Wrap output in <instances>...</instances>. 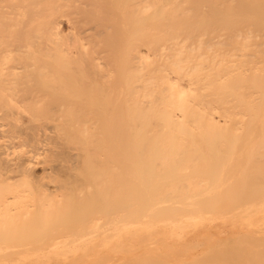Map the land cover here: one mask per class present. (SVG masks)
<instances>
[{
  "label": "bare ground",
  "instance_id": "1",
  "mask_svg": "<svg viewBox=\"0 0 264 264\" xmlns=\"http://www.w3.org/2000/svg\"><path fill=\"white\" fill-rule=\"evenodd\" d=\"M248 130L264 134V0H0V264H123L113 260L117 249L125 264H244L245 247L187 242L242 235L263 247L264 178L257 174L264 173V135L252 150L258 163L251 151L254 163L247 159L244 167L251 181L252 170L262 166L253 176L261 180L253 186L240 174L244 184L241 179L236 186L246 185L245 199L241 205L243 196L231 192L240 201L227 203L246 208L258 198L252 215L230 224L201 221L183 235L169 231L164 218L192 215L191 206L207 209L221 200V194L219 200L186 198L211 188L227 152L241 149L244 143L235 146ZM190 151L208 157L190 154L195 165L187 160ZM254 182L263 192L256 199ZM179 185L187 187V197ZM248 187H255L253 194ZM225 201L216 212L231 210ZM131 210L142 217L133 212L131 218ZM37 240L44 241L40 251L48 248L44 243L61 249H17ZM259 258L250 264H263Z\"/></svg>",
  "mask_w": 264,
  "mask_h": 264
},
{
  "label": "rangeland",
  "instance_id": "2",
  "mask_svg": "<svg viewBox=\"0 0 264 264\" xmlns=\"http://www.w3.org/2000/svg\"><path fill=\"white\" fill-rule=\"evenodd\" d=\"M255 123H262V122H255ZM245 132H246V131H245ZM248 133H249V134H248ZM244 134H245V133H244ZM244 134H243V132H242V134H241V135L239 136V138H238V139H240L241 136L243 135V136H244V139H243V137H242V140H244V141L242 142V140L240 139L241 141L238 140L239 144H240V142H241V144H240L239 146H238L237 143H235V144L233 145V146H235V145L237 144V145L235 146V147H236L235 150H238L239 147L242 145V143H244V144L240 147L241 149H239L237 152L234 150V151H235V154H229V152H227V153H228L227 155H230V156H229V159H228V160H227V159H226V160L224 159V160H225V164L220 165V166H221V168H220L221 170H219V168H218L219 171H218V170H217V171L219 172L220 175H218V178H217L216 182H215V181H214V182L212 181V182H213L212 185H215V186L213 187V189H211V188H212V185H209V186L211 187L210 189H211L212 192H211L210 194L206 195V193H208L207 191H210V189H208V190L206 189L207 185H205L206 187L204 186L206 190L201 189L202 185H204L205 183L203 184V183H202L203 181H202V180H199V178H198V180H199L200 182L197 181V180H196L197 182H196V181H194V182L192 181L193 184H195V182H196V185H197V183L199 182L200 184H198V185H200V186H199L200 189H199L198 187H197L196 189L204 190V191H206V192H205V194H203V196H202V193L198 195L196 192H194V194L196 193L197 195H193V192H192L193 190L190 191V187H192V185H191V186L189 185V186H190V187H189V191L192 192V193H191L192 195H190V193H189L190 197H189V198H186L187 200H190L191 202H193V200H195L196 198H197V200H198L199 198H202V197H205V196L208 197V196H210V195L214 196V198L216 199V198L218 197V195L221 194V197H222L223 199L227 200V201L222 200V198L220 197V195H219L220 198H219V197H218V198L221 199V200H219V199L217 198V200H219L220 202H219V201H217V202H213V203H212V204H214L213 206H212V204L210 205L208 201H206V203L208 202L207 205H210L211 208H212V210H214V208H215L214 206H217V207H218V206H221V205H220V204H221V201H225V202H224V203H225L224 205H226L227 203L230 205V203H229L228 201H230V202L234 201V202H236V203L239 202L240 200H237V198H238V196L241 195V196H243V197H242V198L239 197V198L242 199V200H241L242 202H240V204L242 205V203H243V199H245V198H244V194H245L244 191H245V190H243V189H244L243 187H246V185H241V186L237 187V186H236V181H238L237 184L240 185V183H241L240 181H241V179H242V177H241L240 174L243 173L242 176H243V175H246V176L248 175V174H244V173H245V172H244V167L248 164L247 162H248L249 160L252 161V160L255 159V158H252V156L255 157L254 154L257 153V152H255L256 149H255V151H254L255 153H253L252 150H254L255 147L257 148V146H255V144H256V143L258 144L259 141H260V140L258 141V139H260L258 136H262V135H264V134L261 135V132H259V133H257V132H250L249 130H248V132H247V134H248L247 137H248V138L245 137ZM247 134H246V135H247ZM256 134H257V137H255ZM227 136H228V135H227ZM227 136H226V137H227ZM234 136H235V135H234ZM224 137H225V136H224ZM226 137H225V138H226ZM228 137H229V136H228ZM236 137H237V136H236ZM263 137H264V136H263ZM263 137L261 138V140L264 139ZM218 138H221V137H218ZM229 138L231 139V137H229ZM234 138H235V137H234ZM234 138H233V139H234ZM245 138H247V139H245ZM253 138H254V139H253ZM257 138H258V139H257ZM212 139H213V138H212ZM214 139H217V138L215 137ZM222 139H223V137H222ZM222 139H221V140H222ZM233 139H232V140H233ZM236 139H237V138H236ZM200 140H201V138H200ZM255 140L257 141L256 143L254 142ZM226 141H227V139H226ZM252 141H253L254 143H253ZM224 142H225V141H224ZM199 143H200V142H199ZM222 143H223V142H222ZM227 143H228V145H229V142H227ZM260 143H261V142H260ZM201 144H202V143H201ZM208 144L211 145V146H210V150H211V149H214L213 145H214L215 143H214L213 145H212V143H208ZM218 144H219V143H218ZM253 144H254V145H253ZM257 144H256V145H257ZM261 144H262V143H261ZM261 144H259V145H261ZM188 145H189V144H188ZM196 145H197V143H196ZM196 145H195V146H196ZM221 145H222V144L220 143V146H221ZM224 145H226V144L224 143ZM231 145H232V144H231ZM252 145H253V146H252ZM185 146H186V145H185ZM195 146H194V147H195ZM201 146H204V144L201 145ZM214 146H215V145H214ZM233 146H231L230 148H232ZM254 146H255V147H254ZM17 147H18V146H17ZM17 147H16V149H15V150H16L15 153L18 154V152H20V150H22V147H21V146H19L18 148H17ZM194 147H193V148H194ZM208 147H209V146H208L207 143H206V148H208ZM212 147H213V148H212ZM215 147H216V146H215ZM217 147H218V146H217ZM253 147H254V148H253ZM260 147H261V146H260ZM182 148H183V147H182ZM185 148H187V149H185V150H190L191 147L188 146V147H185ZM196 148H197V147H196ZM199 148H201V147H199ZM202 148H203V147H202ZM225 148H226V146H224V147L222 148V150L225 149ZM227 148H228V147H227ZM227 148H226V149H227ZM237 148H238V149H237ZM183 149H184V148H183ZM208 149H209V148H208ZM208 149H206L205 152H206ZM220 149H221V147H220ZM250 149H251V150H250ZM191 150H193V149L191 148ZM194 150H195V149H194ZM202 150H203V149H202ZM202 150H201V151H202ZM210 150H209V151H210ZM228 150H229V149H227V151H228ZM197 151H198V150H195V151H192V152H193V153H194V152L196 153ZM215 151H216V154L213 153V154H215L214 156L218 155V154H217V150L214 149V152H215ZM231 151H232V150H231ZM231 151H230V152H231ZM251 151H252V153H253V155L251 154V158H252V160L248 158V157H250V154H249V153H251ZM257 151H258V149H257ZM260 151L264 152L263 150H260ZM192 152L190 151L189 154H188V153H187V154H188V155H190V154L193 155ZM202 152H204V151H202ZM212 152H213V150H212ZM212 152H210V153H212ZM262 152H261V154H262ZM195 153H194V154H195ZM207 153H208V152H207ZM207 153H205V154H206L205 156H204V155H201V154H203V153H201V152H200L199 154H200L202 157H203V156L206 157V156H207ZM210 153H209V155H210ZM218 153H219V152H218ZM221 153H223V152H220L219 154H221ZM224 153H225V152H224ZM258 153H259V152H258ZM196 154H197V153H196ZM225 154H226V153H225ZM248 154H249V155H248ZM261 154L259 153L260 156H261ZM191 155H190V156H191ZM200 155H199V156L197 155V156L199 157L197 160L200 159ZM227 155H226V156H227ZM247 155H248V156H247ZM259 155H258V156H259ZM193 156L195 157V155H193ZM193 156L187 158V160L192 158V161L195 162L196 160H195V159H194L195 161L193 160ZM197 156H196V157H197ZM210 156H211V155H210ZM223 156H225V155H223ZM256 156H257V155H256ZM260 156H259V157H260ZM262 156H263V159H264V155H262ZM196 157H195V158H196ZM202 157H201V160H202ZM207 157H208V156H207ZM212 157H213V156H212ZM218 157L222 158L220 155H219ZM259 157H258V158H259ZM223 158H225V157H223ZM226 158H228V156H227ZM213 159H214V157H213ZM213 159H212V160H213ZM216 159H217V157H216ZM216 159H214V161H215ZM247 159H249V160H247ZM205 160H206V159H205ZM205 160H203V161H205ZM246 160H247V162H246ZM260 160H261V162H264V160L262 161L261 157H260ZM208 161H209V160H208ZM210 161H211V160H210ZM220 161H221V160H220ZM231 161H232V164H233V165L231 164ZM233 161L235 162V166H234V162H233ZM254 161L256 162V160H254ZM258 161H259V159L257 160L256 163H258ZM193 162H192V163H193ZM197 162H198V161H197ZM197 162H195V165H197V164H196ZM241 162H243L242 165L240 164ZM187 163H188V162H187ZM190 163H191V162H190ZM212 163H213V162H212ZM215 163H216V161H215ZM215 163L212 164V165L214 166ZM217 163H218V162H217ZM252 163H254V162L252 161V162H251V165H253ZM256 163H255V165H256ZM259 163H260V162H259ZM208 164H210V163H208ZM208 164H207V165H208ZM218 164H221V163H218ZM249 164H250V162H249ZM263 164H264V163H261V165H263ZM189 165H191V164L188 163V166H189ZM200 165H202V164H200ZM200 165H199V167H200ZM203 165H204L205 168H206V164H203ZM203 165H202V167H203ZM210 165H211V164H210ZM230 165H232L231 168H230V170H231V172H233V173H231L230 170H229ZM239 165H240L241 167H240ZM258 165H259V164H258ZM192 166H194V165H192ZM192 166H191V168H192ZM215 166H216V165H215ZM228 166H229V167H228ZM211 167H212V166H211ZM211 167H210V168H211ZM217 167H219V166H217ZM226 167H227V168H226ZM247 167H248V165H247ZM251 167L253 168L254 166H251ZM196 168L198 169V166H196ZM200 168H201V167H200ZM249 168H250V167H249ZM249 168H248V169H249ZM252 168L249 169V170L251 171ZM256 168H259V169H260V168H262V166H261V167L259 166V167H256ZM256 168H255V170L253 169L254 171L252 170V172H253L252 175H251L252 178L249 177V178H251V179H253V180H251V179H250L251 181L248 180V176L251 174L250 172H249L250 174L246 177V178H247V179H246V182H247V180H248L253 186H254V184L252 183V181L257 180L258 177H259V178H262V176H263V178H264V173L260 176L261 173L259 172V174H257L258 177H257L256 174H255L256 176L254 175V172L256 171ZM263 168H264V167H263ZM121 169H123V167H122ZM127 169H128V167H127ZM242 169H243V172H242ZM246 169H247V168H246ZM246 169H245V171H247ZM259 169H258V171H259ZM124 170H125V171H122V172L127 173V172H126L127 170H126V169H124ZM128 170H129V169H128ZM191 170H192V169H191ZM191 170H189V171H191ZM207 170H209V168H208ZM211 170H212V168H211ZM214 170H215V167H214ZM214 170H212V172H213ZM225 170H226V171H225ZM261 170H262V169H260V171H261ZM118 171H120V170H118ZM118 171H117V173H119V174L122 173V172H118ZM183 171H184V170H183ZM183 171H180V172H182V174H183ZM186 171H187V169H185L184 172L186 173ZM194 171H195L194 173L197 175L196 170H195V167H194ZM220 171H221V172H220ZM224 171L227 172L225 175L222 174ZM228 171H229V172H228ZM263 171H264V170H263ZM263 171H262V172H263ZM180 172H179V173H180ZM192 172H193V171H192ZM197 172L201 174V172H203V170H202V171H199V169H198ZM204 172H205V171H204ZM185 173H184V174H185ZM187 173H188V172H187ZM207 173H208V172H207ZM207 173L205 172V174H206L205 176H207ZM210 173H211V171H210ZM213 173L215 174V172H213ZM247 173H248V171H247ZM255 173H256V172H255ZM180 174H181V173H180ZM184 174H183V175H184ZM188 174H189V173H188ZM190 174H192V173H190ZM190 174H189V177H190ZM202 174H203V173H202ZM202 174H201V175H202ZM208 174H209V173H208ZM217 174H218V173H217ZM238 174H239V175H238ZM183 175H182V176L179 175V176L183 178V177L185 176V175H184V176H183ZM196 175H193V174H192V176H194V177H195ZM201 175H198V176H201ZM222 175L224 176V179H225V180L227 179L226 181H225L224 179H222V178H223ZM229 175H230V177H229ZM116 176H117V175H116ZM118 176L120 177V175H118ZM123 176H127V175H124V173H123ZM123 176H122V177H123ZM177 176H178V175H177ZM186 176H187V177H186ZM186 176L184 177L185 180H186V178H188V175H187V174H186ZM238 176H240V177H238ZM253 176H255V177H257V178H253ZM119 177H118V178H119ZM194 177H192V178H194ZM202 177H203V176H202ZM202 177H201L200 179H203V180H204L205 178H202ZM207 177H208V176H207ZM225 177H228V178H225ZM235 177H237L236 179H238V180H235ZM244 177H245V176H244ZM123 178H125V177H123ZM123 178H121V179L119 178V179H120V180L118 179L119 182H121V180H122ZM184 178H183V179H184ZM208 178H211V176H209ZM208 178H207V179H208ZM212 178H214V177L212 176ZM212 178H211V179H212ZM215 178H216V177H215ZM195 179H197V177H195ZM207 179H206V180H207ZM189 180L191 181V179H189ZM192 180H193V179H192ZM206 180H204V182H205ZM212 180H215V179H212ZM233 180H234V183H233ZM244 180H245V179L243 178V179H242L243 183H241V184H244ZM258 180H261V179H258ZM258 180H257V181H258ZM123 181H124V180H122V182H123ZM174 181H175V180H174ZM177 181H178V180H176L175 182H177ZM186 181H187V180H186ZM201 181H202V182H201ZM262 181H263V180H262ZM262 181H261V182L259 181L260 183L258 182V184L261 185ZM119 182H118V183H119ZM182 182H183V180H182ZM182 182H180V183H181V184H180L179 181H178V183H179L181 186L183 185ZM187 182H188V181H187ZM209 182H210V180H209ZM229 182H230V183L232 182V184H234V185L236 186V189H235V186H234V185H230ZM246 182H245V184H248V183H246ZM178 183H177V184H178ZM188 183H189V182H188ZM201 183H202V185H201ZM217 183H218V184H217ZM227 183H228L229 186H230L231 188H233V189H231L230 187H228ZM254 183H255V182H254ZM263 183H264V182H263ZM116 184H117V182H116ZM119 184H120V183H119ZM119 184H118V187H119ZM128 184H129V182H128ZM191 184H192V183H191ZM208 184H209V183H208ZM220 184H221V185H220ZM251 184H249V187L251 186ZM255 184H256V183H255ZM120 185L122 186L123 184L121 183ZM180 185H179L178 189H182V190H179V191H183V192L185 191V192H184V193H185V194H184V197H183V192L181 193V194H182V197L185 198L186 192L188 191V190L186 191L185 189H187V187H188L187 185H188V184H187V185L184 184L185 186H187V187H185L184 190H183V188H182V187H184V186H182V187L180 188ZM196 185H195V187H196ZM222 185H223V186H222ZM226 185H227V186H226ZM263 185H264V184H263ZM263 185H262V186H263ZM176 186H178V185H176ZM193 186H194V185H193ZM225 186H226L227 189H226V188L224 189ZM242 186H243V187H242ZM118 187H117V188H118ZM123 187H124V185H123ZM130 187H131V186H130ZM241 187H242V188H241ZM249 187L247 188L248 190L246 189V191H248V192L252 191V194H253V191H254L253 189H254L255 187H256V189H257V184H256L255 187H251L252 190L249 189ZM119 188H122V187H119ZM126 188H129V186L126 187ZM126 188H125V189H126ZM134 188H135V187H134ZM134 188H133V189H134ZM137 188H139V187H137ZM170 188H171V187H170ZM170 188L168 187V189H170ZM173 188H174V187H173ZM173 188H172V189H173ZM192 188H193V187H192ZM192 188H191V189H192ZM228 188H229V189H228ZM237 188H238V190H237ZM258 188H261V187L258 186ZM262 188H264V186H263ZM123 189H124V188H122V190H123ZM133 189H132V187H131V189H129V190H132L131 192H133ZM193 189H195V188H193ZM223 189H224V190H223ZM234 189L237 190V191H239V190L242 189L243 191H242V190H241V191H242L243 195L241 194V192H240V194H237L238 192H237V191L235 192ZM256 189H255L256 195H255V193H254V195H255V199H256V196H257V195H258V197H260L261 195H263V192H262L260 189H257L258 191H256ZM122 190H119V193L121 192V193L119 194V197H120V195L124 192V191H122ZM221 190H222L223 192H222ZM226 190H230V193L233 192L234 195L236 194V195H238V196L235 197L236 195L234 196V195L231 193V194L229 195V196H231L229 199L232 198L233 200H232V199L229 200L228 198L226 199V198L223 197V196H224V193H225L226 197L228 196V195H227V192H228V191H226ZM233 190H234V191H233ZM177 191H178V190H177ZM179 191H178V194H179ZM194 191H195V190H194ZM224 191H226V192H224ZM260 191H261L262 194L260 193ZM131 192H130V194H131ZM138 192H140V191L138 190ZM199 192H200V191H199ZM214 192H215V195H213ZM221 192H222L223 194H222ZM234 192H235V193H234ZM257 192H258V194H257ZM176 193H177V192H175L174 195H175ZM117 194H118V193H117ZM123 194L125 195V193H123ZM140 194H141V193H140ZM140 194H137V195H135V196L139 197ZM228 194H229V193H228ZM252 194H249V196L252 195ZM259 194H261V195H259ZM124 195H122V197H123ZM174 195H173V196H174ZM176 195H177V194H176ZM189 195H188V196H189ZM232 195H233V196H232ZM245 195H246V194H245ZM191 196H192V197H191ZM247 196H248V195H247ZM247 196H245V197H247ZM129 197H131V195H130ZM140 197H141V196H140ZM176 197H177V196H175V198H176ZM178 197H179V196H178ZM178 197H177V199H178ZM180 197H181V196H180ZM182 197H181V199H182ZM186 197H187V195H186ZM253 197H254V196H253ZM116 198H118V195H117ZM133 198H134V196H133ZM210 198H211V197H210ZM214 198H212L211 200H213ZM234 198H236V200H234ZM239 198H238V199H239ZM247 198H250V197H247ZM120 199H122V198H120ZM129 199H130V198H129ZM134 199H135V200L138 199L137 201L140 202V199H139V198H134ZM134 199H133V200H134ZM179 199H180V198H179ZM203 199H204V198H203ZM203 199H202V200H203ZM252 199H254V198H252ZM131 200H132V199H131ZM205 200H206V199H205ZM250 200H251V199H250ZM250 200H249V201H250ZM257 200H258V198H257L256 200L251 201V203L248 202V203H247L248 206H246V208H245V206L243 207V206L239 205V206H241L240 208H239V206H238V207L233 206L234 208L231 209V207H230L231 205L228 206V204H227V205H226V208H227V206H228V208L230 207L231 210H226V208H224V206H223L222 208H224V209L226 210V211H224V212H226V213H223L222 211L219 213V211L221 210L219 207H218V208H219L220 210H218V211L216 212V209H218V208H215V212H214V211L212 212L211 208H209L210 206H208L209 210H207L208 208H207V209H204V208H201L202 205L200 206V205H196V204H195V205H193V206L190 207L191 210H190V208H187V210H188V211L190 210V212H191V211L193 212V210H194V212H195V208H198V207L200 206L201 209L207 210L208 212H204V211L202 212L201 209H196V210H199L198 212L196 211L197 213L195 212L196 214L193 212L194 215H193V214L191 215V213H189V214H186V215H184V216L181 217L180 215H178L179 213H178L177 215H175V213H174L175 211H174V212H173V213H174L173 215H175V216H173V218H176V217H177V219H174L175 221H174V220H170V218H166V217H165L164 219H166V221H167V222L170 224V226H171V227L169 228V231L172 230V227H173L174 230H175V232L180 233L181 235H183V234H186V233H191V232L194 230V225H195L196 223H197V224H200L201 221H202V223H203V222H206V224H208V221L211 222V220L214 221L213 224H221V223H227V224H230V221H231V220H232V221H235L236 219H239V220H240V219H242L243 217H247V216H249V215H252V214H253V209L256 210V208H258V207L260 206L259 203L257 202ZM143 201H144V196H143ZM246 201H248V200L246 199ZM255 201H256V202H255ZM141 202H142V198H141ZM197 202L199 203V201H197ZM204 202H205V201H204ZM211 202H212V201H211ZM218 202H219L220 204H219ZM119 203H121V202H119ZM119 203H118L117 205H119ZM132 203H133V202H132ZM132 203H129L128 206H133V205L136 204V203H135V204L133 203V205H131ZM215 203H218L219 205H218V204L215 205ZM222 203H223V202H222ZM236 203H235V204H236ZM233 204H234V203H233ZM235 204H234V205H235ZM245 204H246V203H245ZM245 204H244V205H245ZM122 205H123V203H122ZM122 205H121V207H122ZM142 205H143V203H142ZM142 205H140V206L142 207ZM204 205H205V203H204ZM250 205H251V206H250ZM252 205H253V206H252ZM258 205H259V206H258ZM119 206H120V205H119ZM128 206H125L127 210H128V208L130 209V207H128ZM137 206H138V203H137ZM236 206H237V205H236ZM121 207H118V208L120 209ZM123 207H124V206H123ZM123 207H122V208H123ZM125 207H124V208H125ZM135 207H136V205H135ZM135 207H134V208H135ZM202 207H203V206H202ZM213 207H214V208H213ZM122 208H121V209H122ZM124 208H123V209H124ZM132 208H133V207H132ZM134 208H133V209H134ZM143 208H144V207H143ZM145 208H146V207H145ZM205 208H206V207H205ZM242 208H244L245 210H244V209H243V210L246 211V212H244V211L242 210ZM251 208H252V210H251ZM116 209H117V208H116ZM119 209H117L116 211H118ZM192 209H193V210H192ZM127 210H125V211H127ZM141 210H143V209H141ZM141 210H140V211H141ZM176 210H177V209H176ZM182 210L184 211V209H182ZM185 210H186V208H185ZM222 210H223V209H222ZM119 211H120L121 213L124 212V211L122 212V210H119ZM119 211H118V212H119ZM137 211H139V210H138V207H137ZM167 211H168V210H167ZM178 211H179V210H178ZM210 211H211V212H210ZM239 211H240V212H239ZM128 212H129V211H128ZM133 212L135 213L136 211L131 210V212H129V214L131 213V215H130L131 218L134 217V215L136 214V213H135L134 215H132ZM145 212H146V210H145ZM145 212H143V213H145ZM165 212H166V211H165ZM179 212H180V211H179ZM184 212H185V211H184ZM247 212H248V213H247ZM124 213H125V212H124ZM138 213H139V212H138ZM180 213H182V212H180ZM244 213H245V214L247 213V215H246V216L243 215ZM126 214H127V213H126ZM162 214H163V213H162ZM164 214H165V213H164ZM164 214H163V216H165V215L167 214V212H166L165 215H164ZM168 214H169V212H168ZM171 214H172V213H171ZM225 214H226V216H225ZM241 214H242V216H241ZM120 215L122 216V214H120ZM138 215H139V216H138ZM138 215L136 214V217H137V218H138V217H139V218L142 217V214H138ZM169 215H170V214H169ZM182 215H183V214H182ZM239 215H240L241 217H240ZM125 216H126V218H127L126 221L130 220V219H129L130 217H127L128 215H123L122 217H124V220H125ZM158 216H159V215H157V217H158ZM160 216H161V215H160ZM160 216H159V217H160ZM185 216H188V217H185ZM223 216H225V217H223ZM136 217H135V218H136ZM157 217H156V218H157ZM183 217H184V218H183ZM118 218L120 219L121 217H118ZM137 218L134 219V220H138ZM146 218H148V217H146ZM156 218H155V220L157 221V225H162V222H161L160 220H163V219H156ZM160 218H161V217H160ZM173 218H172V219H173ZM206 218H207V219L210 218V219L207 220ZM225 218H227V219H225ZM232 218H233V219H232ZM235 218H236V219H235ZM121 219H122V218H121ZM121 219H120V220H121ZM144 219H145V216H144ZM179 219H180L182 222H181ZM204 219H206L207 221L204 220ZM228 219H229V220H228ZM131 220H132V219H131ZM131 220H130V221H131ZM178 221H179V223H178ZM198 221H200V222H198ZM226 221H227V222H226ZM232 221H231V222H232ZM190 222H191V224H190ZM210 222H209V223H210ZM160 223H161V224H160ZM176 223H178V224H176ZM185 223H186L188 226H184ZM186 224H185V225H186ZM174 225H175V226H174ZM181 225H182V226H181ZM189 229H190V230H189ZM180 231H182V232H180ZM183 232H184V233H183ZM259 235H260V233L255 234L256 237H258ZM33 236H34V235H33ZM35 236H36V235H35ZM37 236H38V235H37ZM41 236H42V235H40V237H41ZM43 236L46 237L47 235H43ZM49 236L52 237L51 235H49ZM49 236H47V237H49ZM45 237H44L43 239H45ZM60 237H61V235H60ZM209 237H210V236H209ZM229 237H230V239H227V238H229ZM38 238H39V237H38ZM210 238H214V239H211V240H210L209 238H205V237H203V236L201 235V236H199V237L196 239L197 241H196V240H189L190 242L188 241L187 243H188V244H192V242L194 241L195 243H201V242H203V243H204L203 245H208V244L212 245V244L214 243V244H213L214 246H215L216 244H217V245L220 244V245H222V246H230V247L233 246V247H235V248H240V249H243V248L245 247V250H247V252H248V257H246V259H244V264L254 263V262H252V261H256V258H257V260H258L259 257H260L259 259H261V261L264 260V257H262V256H264V255H262L264 252L261 253V250L263 251L264 243L262 242V245H263V247H262V246L260 245L261 242L259 243V242H258L257 240H255V239H254V240H255L256 242H258L260 246H258V244L255 243V241H252V243H251V242H247V241H248L247 239H249V241H251V240L253 239L252 237H249V236H242V235L239 236V235H237V236H232V237H231V236H223L221 239H219L218 237H215V236H211ZM223 238H224V239L226 238V239L224 240ZM237 238H238V239H237ZM19 239H20V237H19ZM21 239H24V238H21ZM31 239H32V238H31ZM34 239H35V237H34ZM36 239H37V237H36ZM207 239H208V240H207ZM216 239H217V240H216ZM244 239H245V240H244ZM199 240H201V241L198 242ZM213 240H214V241H213ZM236 240H237V241H236ZM33 241H34V240H33ZM38 241H39V240H37V242H38ZM207 241H211V242L208 243ZM235 241H236V242H235ZM1 242H2V241H1ZM43 242H44V241H43ZM43 242H42V240H41V241H39V242L36 243V244H34V243H33V244H27V243H26L27 245H25L24 247H19V246H18L17 249H19V250L22 251V252H24V251L26 252V251H27L26 249L31 250L35 245H36V246H35L34 248H36L37 245H39V243H40V245H41V243H43ZM212 242H213V243H212ZM218 242H219V243H218ZM222 242H223V243H222ZM238 242H239V243H238ZM18 243H19V242H18ZM18 243H17V244H18ZM231 244H232V245H231ZM255 244L258 246V248L256 247ZM33 245H34V246H33ZM40 245H39V246H40ZM43 245H44V246H43ZM43 245L41 246L42 248H44L45 245H47L48 248L45 247L44 249H42V250L40 251V249H39V247H38L39 250L36 248V249L38 250V251L36 250V252H38V253H42V254H43V253H44V254H45V253L48 254L49 251H53L52 249H55V250H56V247H58L57 250H60V249H61L60 246H50V245L47 244V243H46V244L44 243ZM201 245H202V243H201ZM254 245H255V247H254ZM0 246H2V244H0ZM3 246H4V245H3ZM31 246H33V247H31ZM29 247H31V248H29ZM41 247H40V248H41ZM242 247H243V248H242ZM261 247H262V249L260 250ZM0 248H3V247H0ZM51 248H52V249H51ZM45 249H46V250H45ZM32 250H33V249H32ZM47 250H48V252H47ZM57 250H56V251H57ZM259 250H260V251H259ZM256 251H257V252H256ZM25 252H24V253H25ZM250 253H251V254L254 253L253 256L255 257V259H254L253 257H251V259H249V256L251 255ZM256 253H257V254L259 253L258 256H257ZM22 254H23V253H22ZM114 254H115V255H114V259L112 258L113 260H115V261L117 260V262H119V263H120V261L122 262V261L124 260V261H123V264H125V263L127 262L125 258H122L123 255H125V253H124L123 250H121V249H117V251H115ZM260 254H261V255H260ZM116 256H118V257L116 258ZM119 257H120V258H119ZM261 257H262V258H261ZM115 258H116V259H115ZM252 258H253V259H252ZM248 259H249V260H248ZM245 260L247 261V263H246ZM259 261H260V260H259ZM262 262H263V261H262ZM259 263H260V262L257 261L255 264H259ZM260 264H262V263H260ZM263 264H264V263H263Z\"/></svg>",
  "mask_w": 264,
  "mask_h": 264
}]
</instances>
